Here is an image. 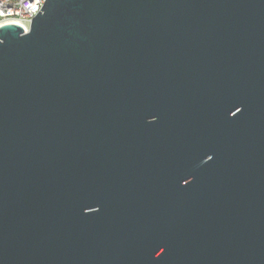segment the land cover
Returning a JSON list of instances; mask_svg holds the SVG:
<instances>
[{
	"label": "water",
	"instance_id": "obj_1",
	"mask_svg": "<svg viewBox=\"0 0 264 264\" xmlns=\"http://www.w3.org/2000/svg\"><path fill=\"white\" fill-rule=\"evenodd\" d=\"M0 264H264V0L0 25Z\"/></svg>",
	"mask_w": 264,
	"mask_h": 264
},
{
	"label": "built area",
	"instance_id": "obj_2",
	"mask_svg": "<svg viewBox=\"0 0 264 264\" xmlns=\"http://www.w3.org/2000/svg\"><path fill=\"white\" fill-rule=\"evenodd\" d=\"M44 0H0V25L16 23L28 31L31 19Z\"/></svg>",
	"mask_w": 264,
	"mask_h": 264
}]
</instances>
